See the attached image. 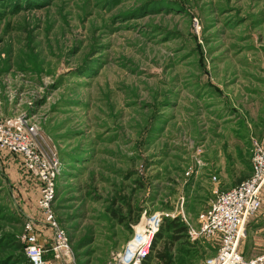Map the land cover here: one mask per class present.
I'll list each match as a JSON object with an SVG mask.
<instances>
[{
  "label": "rangeland",
  "instance_id": "1",
  "mask_svg": "<svg viewBox=\"0 0 264 264\" xmlns=\"http://www.w3.org/2000/svg\"><path fill=\"white\" fill-rule=\"evenodd\" d=\"M259 89L264 0H0V122L33 125L59 169L57 264H104L154 213L196 226L251 172L239 128ZM41 189L0 150V264H27L28 222L51 247ZM196 242L186 232L170 264H206L216 244Z\"/></svg>",
  "mask_w": 264,
  "mask_h": 264
},
{
  "label": "built area",
  "instance_id": "2",
  "mask_svg": "<svg viewBox=\"0 0 264 264\" xmlns=\"http://www.w3.org/2000/svg\"><path fill=\"white\" fill-rule=\"evenodd\" d=\"M0 150L16 154L27 173L42 183L37 206L44 215V223L51 231L49 249L39 244L31 222L26 225L24 253L32 264H57L69 255L64 232L58 228L51 211L54 183L59 169L54 160L38 148L37 132L33 125L22 120L0 122ZM213 181L217 178L212 176ZM264 186V142H253L251 172L247 178L231 188L215 192L214 199L202 210L197 225L188 224L189 241L213 240L216 249L205 259L206 264H264V255L246 259L239 250L245 223L262 206ZM167 213L144 216L134 229L132 239L119 251H112L104 264H141L149 255L152 241ZM174 218V215H170ZM50 251L52 257L46 253Z\"/></svg>",
  "mask_w": 264,
  "mask_h": 264
},
{
  "label": "crops",
  "instance_id": "3",
  "mask_svg": "<svg viewBox=\"0 0 264 264\" xmlns=\"http://www.w3.org/2000/svg\"><path fill=\"white\" fill-rule=\"evenodd\" d=\"M259 96L256 97L254 117L248 116L242 122L241 129L243 138L247 142H264V89H259ZM262 95V96H261ZM239 250L244 258L250 259L264 255V196L262 197L261 208L253 215L249 216L244 227V236L240 240Z\"/></svg>",
  "mask_w": 264,
  "mask_h": 264
},
{
  "label": "trees",
  "instance_id": "4",
  "mask_svg": "<svg viewBox=\"0 0 264 264\" xmlns=\"http://www.w3.org/2000/svg\"><path fill=\"white\" fill-rule=\"evenodd\" d=\"M248 176L249 175L243 177L239 180V182ZM187 229L188 225L186 226L185 224L181 223L179 218H166L165 222L160 225L159 230L152 241L149 255L142 261L141 264H151L152 259H155L162 264H170V259L167 257V254L176 242L185 238ZM164 233H168L166 238L163 236ZM160 239H164L161 247L158 245ZM198 242L200 241H197L194 245H198ZM22 259L25 261V263L32 264L25 255L22 257Z\"/></svg>",
  "mask_w": 264,
  "mask_h": 264
}]
</instances>
